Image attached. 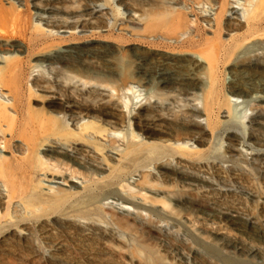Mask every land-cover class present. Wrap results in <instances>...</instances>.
I'll return each mask as SVG.
<instances>
[{"label":"bare ground","instance_id":"6f19581e","mask_svg":"<svg viewBox=\"0 0 264 264\" xmlns=\"http://www.w3.org/2000/svg\"><path fill=\"white\" fill-rule=\"evenodd\" d=\"M213 1L218 7L214 8L216 12L213 13V20L216 29L210 31L211 35L201 31L199 19L191 20L186 12L168 5L171 4L168 1L165 2L168 5L166 11L158 15H149L146 25L142 28L133 17L125 21L115 20L113 22L120 31L141 30L152 33L164 27L169 39H175L178 42V49H173L170 52L171 56L177 57L182 62V66L190 71L198 81L194 88L198 92L202 91L203 93L206 89V78L202 71L207 72L213 89L209 92L203 105H200L199 102L190 104L179 113H170L164 120L158 111L152 109V105L151 109L136 111V108L140 107L138 100L131 104L128 101L123 102L121 94H129L135 84L156 86L155 92H151V95L155 93L163 95L171 92L177 86L172 84L169 74L165 71H149L148 73L138 65L137 71L125 74L114 67L100 66L87 59H81L77 64L61 59L54 60V56L57 54L66 56L75 53L83 57L86 51L80 47L91 49L94 41L97 40L113 43L110 35L102 34L100 35L102 39H97V36L95 38L94 35L87 36V31L82 29L77 32L80 33L77 37H71V35L69 37L65 35L71 33L70 30H62L64 35L59 36L58 42L48 43V39H46L47 42H42V37H45L50 31L43 25L48 23L50 26H54L58 23L51 20L56 15L51 7L45 4L42 6L36 4L33 5L35 23L32 22L34 26L41 28H39V35L29 41L32 46L30 50L22 49L15 39L0 37V170H5L3 176L1 174L3 171H0V177H2L0 193L5 194L7 210L13 207L34 213L35 209L33 210L32 204L29 203V198L32 197L27 195L32 186L44 196L39 201V210L48 211L46 214L48 218H62L60 212L63 208L66 210L70 207L69 211H65L64 215H66L71 212L72 203L79 201L85 208L91 207L101 211L111 209L114 213L127 215L128 219L139 224H146L156 233L166 234V222L183 225L192 238L202 244L211 243L209 237L189 225V217L192 214L190 209H192L207 215L208 220L228 224L238 231L243 228L240 224L243 223L247 229L249 227L252 229L250 237L261 239L260 243L264 245V224L255 215L249 216L246 213L225 211L211 203L205 204L202 203L203 201L190 198L187 195L181 196L175 193L176 190L174 192L167 191L162 187L164 185L158 186L153 182V174L148 172L147 166L138 164V159L141 158L139 156L148 157L150 153L143 151L140 147L155 146L160 152L153 157L152 165L161 175L171 177L186 186L197 187L211 184L213 186L214 182L205 177L180 168L178 161L182 160L190 165L203 163L200 158L201 149L198 147L207 143L213 134L217 133L216 135L223 137L222 143L220 142L221 146L224 145V138L227 144L223 150L225 153L217 155L215 158L219 159L228 171H245L247 173L250 172L248 166L252 165L251 170L254 171L264 165V148L250 144V141H254L257 145L261 144V135L264 132V0ZM84 5L83 10L77 14V20H73L75 26L85 22L82 24L85 27L92 23L91 20H95L93 24L99 26L107 27L110 24L112 18L107 4L87 2ZM241 10L244 20L240 18ZM206 18L209 19V17ZM225 19L228 22L236 21V23L230 22L229 27L236 29L246 27L241 36L232 38L233 41L229 40V43L224 42L225 40L220 37ZM161 20H163V24L162 22L159 24ZM36 21L39 22L36 23ZM70 23L72 22L69 21V18H65L61 25L67 26ZM11 24V29H8L14 30V33L15 28H13L12 21ZM116 49L117 53H123L126 50V45H118ZM1 51L6 52L2 54ZM19 51L28 57L26 61L17 62L15 60L16 57H20ZM55 63L59 65L55 68L56 71L72 72L73 79L80 82L82 86L95 88L94 90L98 94L95 95L96 103L90 105L92 109L85 106L86 103L83 101L79 103L71 100L66 101V98L61 95L60 89L52 85L50 78L42 73L45 67ZM221 67L234 73L238 78L226 82L227 84L222 88V94H219L217 85L221 82ZM83 94L85 95V93ZM219 95L225 97V103L218 102ZM25 100L38 103L44 110L38 119V114L34 118L32 116L34 113L31 115L30 112L26 113L23 110ZM195 100L197 101L198 98ZM199 100L201 99L199 98ZM103 103L109 107L108 115L103 119L111 127L101 125L93 132H89V125L91 127L93 123L91 118L95 117L99 111L97 110L98 104ZM243 103L249 106V110L252 111L248 114L246 111L248 109L242 110L244 120L238 116L240 112L238 108ZM224 105L230 106V110L224 109ZM215 111L219 112V118L224 117L227 120L222 119L223 121L219 123L215 121L213 119ZM39 113L41 114V112ZM203 117L205 120L202 119ZM246 118H248L247 122H245ZM161 120L162 122H160ZM72 126L77 130H74ZM127 128L131 129V135L127 140L125 139L126 148L121 149L117 144L116 137L119 136L117 131ZM252 130L258 133H254ZM119 131L122 137L123 132L121 134L122 130ZM31 154L37 159V164L35 166L33 164L32 170H30L32 177L30 176V187L27 190L25 186L23 188L26 183L21 187L16 182L17 175L12 177L14 172L12 165L19 164L20 160L27 161ZM204 154L202 153L201 156ZM125 163L127 164L126 170L124 168L119 170V175L114 178L115 167L123 166ZM20 172L22 171L20 170ZM93 181L104 184L99 188H93L91 187ZM216 185L222 186L221 183ZM243 194L253 203H264V197L259 199L260 196L256 193L247 190ZM85 197L87 198L85 199ZM160 203H164V206ZM4 216L0 214V225L7 222L5 219L7 217L4 218ZM23 223L16 221L5 226L13 228V225L18 227L21 224L24 225ZM120 225L124 227L127 223L121 221ZM247 235L249 237V234ZM251 241L254 242V240ZM234 248L240 254L260 255L264 246L252 245L249 250L239 246H234ZM136 264H140V262L136 261Z\"/></svg>","mask_w":264,"mask_h":264},{"label":"rangeland","instance_id":"374dc122","mask_svg":"<svg viewBox=\"0 0 264 264\" xmlns=\"http://www.w3.org/2000/svg\"><path fill=\"white\" fill-rule=\"evenodd\" d=\"M166 1L171 3L168 4L171 5V7H176L178 10L181 9V11L186 12L191 20H195L196 18L199 19V26L203 33L211 35L212 33L210 31L216 29L213 13L216 12L214 8L217 9L218 5L213 0H121L118 2L117 0L115 2L113 0H0V30L2 29L0 37L15 39L22 49L30 50L32 46H30L29 41L33 37L39 35V28H41L34 26L32 22L34 21L35 11L33 5L36 4H41V6L45 4L51 7L56 14L51 20L58 23L54 26H50L48 23L43 25L50 31L45 37H42V42H47L46 39H48V43L58 42L60 39L59 36L64 35V33L61 32L62 30H70L69 32L71 33L65 35L69 37L70 35L71 37H77L80 35V33L77 32L82 29L87 31V36L94 35L95 38L97 36V39H102L100 38L102 34L110 35L113 43L97 40L94 41L91 49L87 50L80 47V49L86 51V53L82 51V53H85L83 57L75 53H70L66 56L57 54L54 56V60L61 59L66 62L69 61L73 64H77L81 59H87L91 63L100 66L108 65L114 67L119 72L121 71L125 74L137 71L138 65L143 71H148V73L149 71H165L169 74V79L172 84L177 86L171 92L163 95L156 93L151 95V92H155L156 86H141L135 84L129 94H121L123 102L128 101L129 104H131L138 100V105H140V107L136 108V111L151 109L150 106L152 105V109L158 111L163 116L162 119L164 120L170 113H179L185 106H189L190 104L199 102L200 105H203L205 99L209 96V92L213 89V86L210 85L211 83L208 80L207 72H205V70L202 71L206 78V89L203 93L202 91L198 92L197 89H194L198 81L193 77L190 71L182 66V62L177 57L174 55V57L171 56L172 54L170 52L173 49H178V42L175 39H169V35L165 33L164 27L152 33L142 32L141 30L120 31L115 27L113 22L115 20L125 21L133 17L142 28L146 25L149 15H158L166 11L168 7V5L165 4ZM242 1L244 2V0H240V2ZM87 2L90 4H107L109 6L108 11L112 19L107 27L93 24L95 20H91L92 23L85 27L82 26L85 22L75 26L73 20H77V14L83 10L84 4ZM242 10L240 12V18L244 20ZM206 17H209V19ZM65 18H69V21L72 23L67 24V26L65 24L61 25L62 20ZM11 21L14 25L13 28H15V34L13 33L14 30H10L12 26ZM37 22L39 21H36V23ZM161 22L163 24V20H161L159 24H161ZM230 22L236 23V21ZM230 22L226 19L223 20V26L221 27L220 37L225 40L224 42L226 43H229V40L233 41L232 38L241 36L246 30V27H242L241 29L229 27ZM5 28L10 29L6 31ZM104 30L107 31L105 32ZM10 32L13 34L11 35ZM118 45H126L125 52L117 53L116 48ZM4 52L6 51H1L2 54H4ZM18 53L20 57H16L15 60L17 62L26 61L28 59L22 52L19 51ZM57 66L59 65L56 63L54 65H48L44 68L42 73L50 78L51 83H53L52 85L60 89V93L66 98V101L71 100L75 103L83 101L86 103L85 106L92 109L90 105L96 103L97 98L95 95L98 94L96 90H94L95 88H85L80 82L73 79L72 72L63 73L62 71H56L55 68ZM120 67H123L124 70ZM220 69L222 84L220 82L217 85V91L219 94H222V88L227 84L226 82L233 81L238 77L235 76L234 73L224 70L223 67ZM83 93H85V95ZM222 96L223 95L218 96V102L221 104L226 101L225 97L223 96V98ZM196 98H198L197 101L195 100ZM199 98L201 100H199ZM23 104V110L26 113L30 112L31 115L34 113L32 115L34 118H36L38 114V119L44 111L38 103L29 102V100H25ZM230 108V106L224 105V109L230 110ZM238 109V111L241 112V114L240 112L238 113V116H241L243 120L245 119L243 118L244 114H242L244 111L243 109H248L246 110L248 114L252 112L245 103L240 105ZM97 110L96 116L91 118L93 123L91 127L89 125V132H93L101 125L111 127V125L106 123L103 119L108 115L107 112L109 111V107L105 103L98 104ZM38 111L41 112V114ZM202 119L205 120L204 117ZM213 119L218 123L227 120V118L224 117L219 118V112L217 111L214 112ZM247 120L248 118H246L245 122H247ZM160 122H162V120ZM205 127L207 128V126ZM72 128L77 130L74 126H72ZM119 130H122L121 134L123 132L122 137ZM119 130L117 131L119 132V136L116 137L117 144L121 149H124L127 143L125 139L127 140L131 135V129ZM252 132L258 133L255 130H252ZM216 134L217 133L213 134L212 138L209 139L207 143L198 147L201 149L200 158H202L203 163L199 162L195 165H190L182 160L178 161V166L180 168L205 177L209 181L214 182L213 186L212 184L199 185L197 187L186 186L171 177L161 175L155 169L154 165H152L153 157L160 152L155 146L146 145L140 147L143 151H148L150 153L148 157L139 156L141 158L138 159V164L139 166H147L148 172L153 174V182L158 186L164 185L162 187L167 191L174 192L176 190L177 192L175 191V193L181 196L187 195L190 198L203 201L202 203H211V205H216L225 211H236L240 214L246 213L249 216L255 215L264 224V203L260 202L262 205L260 203H253L246 199L243 194L249 190L258 194L260 196L259 199H262V196L264 197V165L260 166L261 168H259V170L254 171L251 170L252 165L248 166V168L250 167V172L247 173L245 171H228L225 165L220 162L219 159L215 158V156L225 153L223 150H225V145L227 144L224 138V145L221 146V139L223 137L221 138L220 135L218 136ZM261 137V144L257 145L254 141H250V144L256 145L259 148H264V132ZM140 148L139 150H141ZM202 153L205 157L201 156ZM33 164L34 166L37 164V159L31 154V157H29L27 161L20 160L19 164L14 163L12 165V170L14 168L12 177L17 175L16 182L19 183L20 185H18L21 187L26 183L23 185V188L25 186L27 190L30 187V176L32 177L30 170H32ZM126 167V163L123 166L115 167L113 170V177L116 178V176L119 175V170L121 171ZM20 170L22 172H20ZM0 171H3L2 173L0 172L2 176L3 173L5 175V170ZM1 178L2 177H0V179ZM19 180L22 182L20 181V183ZM217 183H221L222 186H217ZM103 184L104 183L93 181L91 187L99 188ZM30 189L32 192L34 188L31 186ZM30 191L29 193L31 196L29 193L27 195L32 197L31 199L29 198V203L30 205L32 204L31 208H33V210L35 209L34 213L33 211L26 212L22 208L16 209L11 207V209L9 208L7 210L5 194L0 193V214L2 216L6 214L5 216L7 217L5 218L4 216L7 222H3L0 225V264H136V261H139L140 264H264V249H261L260 255H248V253L240 254L236 252L234 246L244 247L243 249L245 250H249L252 245L257 247L264 246L260 243L262 242L261 239H253L250 237V230L252 229L250 227L247 229L246 225L243 223H240L243 228L240 229L241 231H238L228 226V224L208 220L209 217L207 215L190 209L192 214L191 217H189V225L201 234L209 237V240L212 241L208 244H202L198 240L192 238L187 228L183 225L166 222L165 232L168 235L156 233L146 224H139L128 219L127 215L114 213L111 209L101 211L94 210V208L91 207L85 208L81 206L82 204L79 203V201L72 203L71 206L75 208L73 209L71 207V212L66 215H64V213L65 211H69L70 207L66 210H64V208L63 210L60 209L62 210L60 212L62 218H48L46 215L48 211L41 208V210H39V201L43 199L44 196L38 189H34L32 193ZM86 198L87 197H85V199ZM163 204L160 203V205ZM165 209H167L166 206ZM16 221L24 222V225L21 224L18 227L13 225V228L5 226L10 222L14 223ZM121 221L126 222L127 225L121 227ZM247 234H249V237ZM251 240H254V242ZM204 251L205 253H203Z\"/></svg>","mask_w":264,"mask_h":264}]
</instances>
